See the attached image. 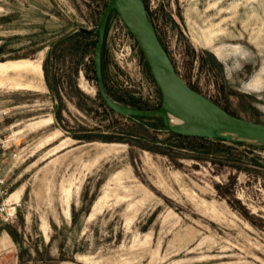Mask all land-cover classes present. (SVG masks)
<instances>
[{
	"label": "rangeland",
	"instance_id": "rangeland-1",
	"mask_svg": "<svg viewBox=\"0 0 264 264\" xmlns=\"http://www.w3.org/2000/svg\"><path fill=\"white\" fill-rule=\"evenodd\" d=\"M106 1L0 0V62L41 67L20 76L34 89L0 84V128L15 133L18 154L5 163L18 205L0 218V264H264V143L181 139L158 118L110 110L92 66ZM144 3L188 85L264 122V0ZM104 32L106 93L156 107L159 91L115 11Z\"/></svg>",
	"mask_w": 264,
	"mask_h": 264
},
{
	"label": "water",
	"instance_id": "water-1",
	"mask_svg": "<svg viewBox=\"0 0 264 264\" xmlns=\"http://www.w3.org/2000/svg\"><path fill=\"white\" fill-rule=\"evenodd\" d=\"M115 11L135 41L153 79L160 101L156 107L141 108L119 103L106 93L101 68V45L109 14ZM83 32L92 30L78 27ZM92 66L97 92L113 112L126 116H156L163 128L187 136L219 138L229 142L264 143V122L237 116L192 88L176 72L148 17L144 0H107L96 28ZM56 107V102L54 103ZM171 117L181 120L172 123Z\"/></svg>",
	"mask_w": 264,
	"mask_h": 264
},
{
	"label": "built area",
	"instance_id": "built-area-1",
	"mask_svg": "<svg viewBox=\"0 0 264 264\" xmlns=\"http://www.w3.org/2000/svg\"><path fill=\"white\" fill-rule=\"evenodd\" d=\"M6 112L0 108V119ZM15 133L7 128H0V218L3 220H11L15 216L18 200H7L10 193L7 184L5 168L6 158H16L17 151L15 149Z\"/></svg>",
	"mask_w": 264,
	"mask_h": 264
},
{
	"label": "bare ground",
	"instance_id": "bare-ground-1",
	"mask_svg": "<svg viewBox=\"0 0 264 264\" xmlns=\"http://www.w3.org/2000/svg\"><path fill=\"white\" fill-rule=\"evenodd\" d=\"M40 61L39 60H29V59H23V60H15V61H6V62H0V84L4 82H8V85L13 88H30L34 89L33 85L30 83H24L21 81L20 76H22L23 73L31 74L32 76L37 77L40 75ZM8 72H13L15 76H7L2 77L4 74ZM49 119V118H48ZM51 119V118H50ZM49 119V122L51 121ZM172 123H180L181 120L178 118L171 117ZM48 122V120L44 121H37L30 123L31 125H37L41 123ZM57 132V131H56ZM54 136V135H53ZM52 136V137H53ZM18 198L15 197L13 200H17ZM7 200H11V196L8 195Z\"/></svg>",
	"mask_w": 264,
	"mask_h": 264
},
{
	"label": "trees",
	"instance_id": "trees-1",
	"mask_svg": "<svg viewBox=\"0 0 264 264\" xmlns=\"http://www.w3.org/2000/svg\"><path fill=\"white\" fill-rule=\"evenodd\" d=\"M105 33V32H104ZM130 117H137V118H144V117H155V118H158L156 116H130ZM159 119V118H158ZM160 120V119H159ZM163 127V126H162ZM170 132V131H168ZM172 135H174L175 137L177 138H206V139H213V140H216V141H224V140H221L219 138H212V137H204V136H187V135H180V134H176V133H172L170 132ZM229 142V141H228ZM232 144H243V143H240V142H230Z\"/></svg>",
	"mask_w": 264,
	"mask_h": 264
},
{
	"label": "crops",
	"instance_id": "crops-1",
	"mask_svg": "<svg viewBox=\"0 0 264 264\" xmlns=\"http://www.w3.org/2000/svg\"><path fill=\"white\" fill-rule=\"evenodd\" d=\"M8 126L4 127V128H7Z\"/></svg>",
	"mask_w": 264,
	"mask_h": 264
}]
</instances>
